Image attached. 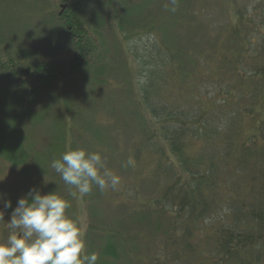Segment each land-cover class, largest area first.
Instances as JSON below:
<instances>
[{
  "label": "trees",
  "instance_id": "trees-1",
  "mask_svg": "<svg viewBox=\"0 0 264 264\" xmlns=\"http://www.w3.org/2000/svg\"><path fill=\"white\" fill-rule=\"evenodd\" d=\"M106 2L111 6L113 0H74L71 6L62 8L66 58H40L27 49L19 50L17 56L0 58V159L11 163L26 178L25 195L35 187L41 194L57 191L69 203L72 201L67 210L70 216L76 214L72 188L50 167L53 159L65 151L68 140L73 148L99 151L106 164L111 168L116 164L117 170L131 159L126 169L134 171L139 167V177L142 171L148 172L144 183L157 184L154 199L145 196L148 200L144 203L155 207L157 214L154 223V213L145 216V228H153V240L164 238L163 247L172 264H264V38L254 51L250 49L258 40L254 41L253 31L264 36V28L256 24L245 7L237 6L236 22L214 29L205 46L199 37L193 38L195 45L200 43L194 50L195 58L191 53H179L175 44L161 41L156 52L146 59L147 81L142 87V99L134 107L137 116L132 117L133 123L126 110L122 126H105L103 122L96 127L93 120L81 118L89 111L84 104H90L92 99L76 94L71 85L78 77L81 83L89 81L85 74L91 62V34L79 13L97 3L95 19L91 17V21L101 29L106 21L121 18L117 10L104 6ZM231 9L224 6L221 11ZM197 24L202 22L193 26ZM117 25L121 32L125 31L123 22ZM216 33L224 34V42ZM228 51L235 52L229 56ZM185 58L194 67L211 62L218 99L212 106L229 102L235 106L220 125L207 116L199 101L188 111L180 106L181 100L194 93L189 82L195 74L185 70ZM128 62L121 66L126 76L131 74ZM228 75L235 79L239 91L231 86L228 93L220 91ZM98 82L105 86L104 81ZM128 89L132 91L129 86ZM77 95L82 99L77 100ZM41 126L48 127L51 141L36 149L35 136L31 134ZM108 133L128 137L129 150L124 146L126 141L112 148L115 143ZM232 174L246 177V183L224 177ZM142 183L131 187L140 198ZM90 194L85 199L92 204ZM17 202L11 200L12 207L6 211L11 213ZM138 221L142 227L144 220ZM102 224L103 233L86 236L92 245L87 250L90 254L100 247L105 258L116 262L102 256L104 261L98 264L154 263L153 253L151 259L138 255L134 249L138 245L129 241L132 237L125 238L121 230ZM93 229L97 227L90 220L89 232Z\"/></svg>",
  "mask_w": 264,
  "mask_h": 264
},
{
  "label": "rangeland",
  "instance_id": "rangeland-1",
  "mask_svg": "<svg viewBox=\"0 0 264 264\" xmlns=\"http://www.w3.org/2000/svg\"><path fill=\"white\" fill-rule=\"evenodd\" d=\"M73 1L0 0V58H6L7 54L17 56V52L21 49L35 51L40 58L42 56L52 59L66 58L67 52L63 45H66L67 34L60 14L62 8L71 6ZM103 4L106 8H111V11L117 10L121 18L114 22L106 21L99 29L91 21V17L94 18L93 15L97 12L99 6L97 3L90 5L88 10L80 11L79 15L83 24L91 34V39H89L91 44L89 67H91L87 68L88 71L85 74L89 75V81L81 83L82 78L78 77L71 85L76 94L92 99L90 104H84V107H88L89 111L87 110L84 116L81 114V118L83 121L85 119L93 120L96 127H99V123L103 122H105L103 123L105 126L109 124H115L116 127L117 125L122 126L123 120L127 117L124 115L126 110L128 111L129 122L133 123L132 117L137 116L134 107H136V102L141 101L142 87L145 86V80L147 81L146 59L156 52L161 41L175 44L177 46L175 48L180 49L179 53H191V58H195L194 50L198 49L200 43L198 42V46L195 45L193 38L199 37L201 44L205 46L208 38H212L214 29L236 22L235 9L237 6L245 7L247 13H251V16L255 17L256 24L264 28V0H176L175 4L172 0H113L111 6L107 2ZM224 6H232L233 9L223 13L221 9ZM173 7L176 9L175 11H171ZM196 20L202 22L201 25L197 24L198 27L193 26L196 24ZM119 22H123L124 32L119 30L117 25ZM192 30H196L197 33ZM253 32L254 41L255 39L258 40L250 48L251 51H254L256 45L262 43L264 38L260 32ZM216 36L220 42H224V34L216 33ZM233 52L235 51H228L227 55L231 56ZM127 60H129L130 76H126L122 71L123 67H121L125 66L123 63ZM192 63L186 61L185 70L195 74L191 78V83L189 82L194 93L192 92L193 94L186 100H181L179 104L188 111L197 105V101L201 102L203 108L208 112L207 116L211 115V119L213 118L216 124L220 125L223 119L231 115L230 110L235 106L230 102L223 106H212L218 100L215 98L217 88L212 84L214 78L212 64L208 62L204 66L200 64L194 67ZM99 72L102 73L99 74ZM99 80L104 81L105 86L97 84ZM234 82L235 79H232L230 75L226 76L220 91L228 93L230 86L237 90L238 87H235ZM128 86L132 91L128 89ZM239 90L240 88L237 91ZM136 93L137 95L140 93V96L138 97ZM241 93L242 91L239 92V95ZM82 97L78 98L77 95V100H81ZM130 103L132 104L130 105ZM141 114L148 116L146 112ZM116 118L119 119V122ZM78 124L81 123L78 122ZM46 129L41 126L33 130L31 135L35 136L36 149H41L43 144L48 145L50 143L51 136L47 134ZM110 136L115 143V147L112 148H117V144H121L122 141L130 140L124 135ZM133 141L135 140L133 139ZM128 144L129 142L124 146L129 150ZM143 161L145 162V159ZM113 166L114 168H111L106 164L108 169L121 178L120 184L115 190L109 188L101 192L97 186L93 185L90 194L92 204L90 201H86L87 195L83 198H79L78 194L73 196L76 205L75 216L83 215L86 218L87 229L84 236L86 252L89 253L87 246L92 248L91 242H87L86 236L89 233L91 235L96 234V232L103 233L101 230H104L102 224L104 223L109 228L121 230V235L125 238L132 237L129 238V241L131 244L138 245L134 246V249L138 250V255H148L150 259L154 256L156 260L152 259L153 264H172V259L168 257L169 252L165 251L163 247L164 238L158 237L153 240L151 238L153 228H145V216L154 213L153 223L155 216H157L155 207L144 203L148 200L145 196L151 195V200L154 199L153 197L158 191L157 184L144 183V179L149 178L148 172L142 171L139 177V173L136 174L139 167L134 168V171H129L125 165L120 170L116 169V164ZM224 177L231 178L233 182L246 183V177L241 178L240 175L232 174L224 175ZM25 180L26 178L20 171L18 172L13 168L11 163L0 159V193L4 195L5 200L18 201L21 195H25L23 192L24 185L27 183ZM141 183L143 195L140 198L136 195L135 189L132 190L131 187L132 184L139 187ZM158 183L161 184L160 181ZM71 191L74 192L75 189L72 188ZM0 208H3L2 203H0ZM6 210H4V221L8 222L11 219V213ZM139 219L144 220L142 227L138 226ZM90 220L97 229L89 232ZM115 221L116 223L113 225ZM5 222H0V240L5 239L9 232ZM133 237H136L137 241ZM156 249L157 251L154 252ZM93 252L98 253L97 264L102 263L104 259H108L112 263L116 262V260L105 258L100 247H97ZM135 262L143 264L139 261Z\"/></svg>",
  "mask_w": 264,
  "mask_h": 264
},
{
  "label": "clouds",
  "instance_id": "clouds-1",
  "mask_svg": "<svg viewBox=\"0 0 264 264\" xmlns=\"http://www.w3.org/2000/svg\"><path fill=\"white\" fill-rule=\"evenodd\" d=\"M173 4L176 0H172ZM167 7V6H166ZM175 7L171 11H175ZM132 160L126 162L131 165ZM50 167L64 183L75 189L73 196L83 198L92 191L93 185L101 192L115 190L121 178L106 167L99 151L72 147L71 140L59 158ZM0 222L4 221L5 209L11 208V200L0 193ZM68 200L57 191L41 194L35 187L18 199L5 222L8 235L0 240V264H97L98 253L86 252V218L70 216Z\"/></svg>",
  "mask_w": 264,
  "mask_h": 264
}]
</instances>
